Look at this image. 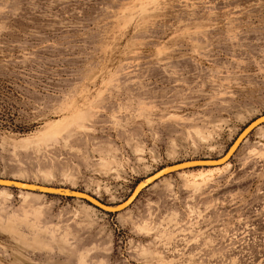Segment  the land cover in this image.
Listing matches in <instances>:
<instances>
[{
	"label": "rangeland",
	"instance_id": "obj_1",
	"mask_svg": "<svg viewBox=\"0 0 264 264\" xmlns=\"http://www.w3.org/2000/svg\"><path fill=\"white\" fill-rule=\"evenodd\" d=\"M264 114V0H0V177L125 200ZM0 264H264V123L124 209L0 185Z\"/></svg>",
	"mask_w": 264,
	"mask_h": 264
},
{
	"label": "water",
	"instance_id": "obj_2",
	"mask_svg": "<svg viewBox=\"0 0 264 264\" xmlns=\"http://www.w3.org/2000/svg\"><path fill=\"white\" fill-rule=\"evenodd\" d=\"M264 123V114L259 115L258 117L251 120L249 123H247L243 129L239 132L236 139H238L240 136L244 137L248 135L254 128L258 127L259 125ZM243 138V139H244ZM232 153H230V148L227 149L225 153H223L221 156L217 158H211V159H190V160H184L177 163H173L170 165H166L154 173L146 176L141 181H139L134 189L132 190L131 194L120 203L114 204V205H108L105 203H102L99 199L94 197L93 195H90L83 191H78L74 189H68L65 187H53L48 185H41L36 183H29L24 182L20 180H14V179H6L0 177V185H11L14 187H18L20 189H28V190H37L40 192L45 193H55L59 195H65V196H72V197H79L81 199H85L88 202L92 203L93 205L99 207L100 209L108 212H117L119 210L124 209L129 203L133 200L131 199L134 191L139 188L140 190L148 186L149 184L153 183L155 180L163 177L164 175H167L171 172L178 171L180 169H184L187 167L192 166H215L220 165L223 163H226L229 158L231 157Z\"/></svg>",
	"mask_w": 264,
	"mask_h": 264
},
{
	"label": "bare ground",
	"instance_id": "obj_3",
	"mask_svg": "<svg viewBox=\"0 0 264 264\" xmlns=\"http://www.w3.org/2000/svg\"><path fill=\"white\" fill-rule=\"evenodd\" d=\"M239 134V133H238ZM238 136V135H237ZM237 136L235 137V139L232 141V143H231V145H230V153H232L233 154V152L237 149V147L239 146V144H240V142L243 140V138L244 137H242V136H240L238 139H236L237 138ZM228 148V149H229ZM140 192V189L139 188H137L135 191H134V193H133V195H132V197H131V199H133L138 193ZM77 198H79V197H77Z\"/></svg>",
	"mask_w": 264,
	"mask_h": 264
}]
</instances>
